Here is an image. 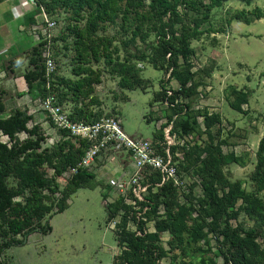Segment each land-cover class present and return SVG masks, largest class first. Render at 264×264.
Returning a JSON list of instances; mask_svg holds the SVG:
<instances>
[{
	"label": "trees",
	"instance_id": "obj_1",
	"mask_svg": "<svg viewBox=\"0 0 264 264\" xmlns=\"http://www.w3.org/2000/svg\"><path fill=\"white\" fill-rule=\"evenodd\" d=\"M34 1L35 8L25 15L26 26L37 24L41 9L62 25L57 35L39 33L37 42L25 50L26 90L18 93L19 97L28 94L37 100L54 92L73 119L93 122L105 114H113L105 113L100 107L94 109V105L101 106L95 86L102 83L103 74L109 69L111 75L119 76L123 89L146 88L137 67L138 62H145L166 73L153 101L169 103L167 122L161 123L157 136L163 137L167 123L175 120L176 132L193 134L196 140L189 149L184 148L180 168L193 169L199 175L202 195L194 202L191 193L187 195V203L181 205L178 190L167 183L161 192L147 198L152 204L144 212L147 220L156 218L160 202L165 205L166 217L156 218L155 231H147V220L139 224L141 233L126 230L124 216L116 232L118 252L114 264H161L169 256L172 263L180 258L176 264H216L214 257L207 256L212 252L221 255L226 264H264V135L246 186L247 181L234 180L225 171L231 163L243 165V158L234 151L225 153L223 146L230 144L228 138L211 137L207 143L202 142L203 130L197 115L203 111L195 110L193 105L205 78L199 75L196 79L197 74L192 71V58L196 54L192 42L202 34V24L210 20L211 11L222 5V1ZM261 18L264 10L260 7L238 9L231 14V19L247 24ZM109 27L116 28L117 35H105ZM47 44L52 47L56 61L49 79L43 55ZM60 57L69 59L70 76L61 72ZM10 62L14 65L16 60ZM101 62L104 67H99ZM11 65H5L6 70ZM173 77L178 79L180 88L169 94L166 83ZM235 94L238 97L231 105L242 111L247 93L236 91ZM11 97L9 91L0 87V132L11 141L0 138V256L12 245L25 243L35 232H51L48 221L67 208L71 194L97 180L94 173L86 170H80L71 179L64 177L84 156L87 140L80 139V146L74 138L48 144L45 129L33 121L27 105L7 109L6 100ZM216 123H222L220 113L207 116L206 131L210 133ZM21 133L26 136L20 138ZM119 208L118 204L108 209L109 219ZM241 216L252 223L249 225ZM165 233L169 234L168 248L162 239ZM212 236L216 240V252L210 242ZM0 264H5L2 259Z\"/></svg>",
	"mask_w": 264,
	"mask_h": 264
},
{
	"label": "rangeland",
	"instance_id": "obj_2",
	"mask_svg": "<svg viewBox=\"0 0 264 264\" xmlns=\"http://www.w3.org/2000/svg\"><path fill=\"white\" fill-rule=\"evenodd\" d=\"M221 1L222 5L211 11L210 20L202 24V34L192 42L196 50L192 71L197 74L196 79L199 75L205 78V84L199 85L193 105L195 110L203 111L197 115V122L203 130L202 142L207 143L211 137L228 138L230 144L224 145L223 150L225 153L234 151L243 158L244 164L231 163L225 171L234 180L247 181L255 167L259 141L264 135V18L247 24L231 19V14L238 9L260 7L264 10V0ZM60 25L62 22L50 30V35H57ZM31 31L30 34L35 36H31L34 44L39 32L37 28ZM104 34L117 35V29L109 27ZM121 54L124 55V52ZM59 59L61 72L70 76L69 59ZM25 64L22 61L19 65V75L24 72ZM104 66V62L99 65ZM137 67L146 81V88L123 89L119 85L120 77L111 75L108 69L103 74L102 83L95 86L101 106L94 105V109L100 107L105 113L117 114L124 130L130 135L153 138L161 132L160 125L168 118L165 103L153 102L162 88L161 80L166 73L145 62H138ZM179 85L178 79L173 77L166 83V88H178ZM236 91L247 93L242 111L231 105L238 97ZM23 104L33 113V121L38 122V101L30 95L6 100L7 109ZM215 113H220L222 123L214 124L209 133L206 131L207 116ZM25 136L21 133L19 137ZM96 179L72 193L63 212L49 221L44 220L52 225L51 232L31 234L25 243L7 248L0 259L5 264H114L118 252L117 236L108 223L104 178L99 176ZM245 185L249 186L248 181ZM241 218L249 225L252 223L247 217ZM168 238L169 234L165 233L163 242L167 248ZM210 242L216 252L213 236ZM207 256L214 257L216 264H226L223 257L215 256L214 252ZM179 259L172 263L173 259L169 256L161 264H176Z\"/></svg>",
	"mask_w": 264,
	"mask_h": 264
},
{
	"label": "built area",
	"instance_id": "obj_3",
	"mask_svg": "<svg viewBox=\"0 0 264 264\" xmlns=\"http://www.w3.org/2000/svg\"><path fill=\"white\" fill-rule=\"evenodd\" d=\"M29 1L35 4L34 0ZM56 24L41 9L35 28L42 35L49 36L50 30ZM43 55L46 58L49 79L56 69L53 49L49 44L45 46ZM49 85L50 82L48 87ZM179 88L180 85L178 88L167 89L171 94L172 90ZM37 101L38 122L45 129L51 144L69 138H74L77 146L81 144L80 139L88 141L84 156L64 173V177L71 179L80 170H86L94 173L96 177L104 178V204L108 209L120 205L118 212L108 222L115 232L120 230L119 224L126 216V230L141 233L139 224L147 220L144 212L152 208V204L146 201L147 198L161 192L167 183H171L178 190L181 205L187 203V195L191 193L195 198L194 202L202 195L199 175L193 169L185 171L180 168L184 148L189 149L196 140L193 134L176 132L175 120L167 123L163 129V137L156 135L153 138H144L128 134L117 114H105L93 122L73 119L70 112L59 104L54 92L45 98H38ZM163 103L168 107L167 100ZM163 122H167V119ZM0 138L11 143L9 136L2 132ZM165 217V205L160 202L156 218ZM156 218L145 222L147 231H155Z\"/></svg>",
	"mask_w": 264,
	"mask_h": 264
},
{
	"label": "crops",
	"instance_id": "obj_4",
	"mask_svg": "<svg viewBox=\"0 0 264 264\" xmlns=\"http://www.w3.org/2000/svg\"><path fill=\"white\" fill-rule=\"evenodd\" d=\"M34 8L35 4L29 0H4L0 3V87L10 92L13 95L11 98L19 97L18 93L26 90L23 75L26 68L19 75L18 67L22 61H25L27 66L28 60L24 53L33 45L34 35L30 33L31 30L34 31L35 24L31 27L26 26L25 15ZM14 59L16 62L11 65L10 61ZM5 65L12 67L9 66L10 69L6 70Z\"/></svg>",
	"mask_w": 264,
	"mask_h": 264
}]
</instances>
